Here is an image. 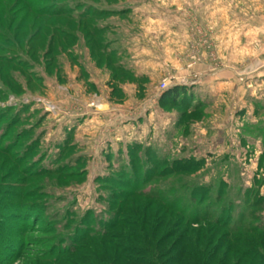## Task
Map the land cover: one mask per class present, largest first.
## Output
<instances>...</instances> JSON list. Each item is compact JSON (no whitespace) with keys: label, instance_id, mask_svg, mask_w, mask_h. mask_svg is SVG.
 <instances>
[{"label":"rangeland","instance_id":"obj_1","mask_svg":"<svg viewBox=\"0 0 264 264\" xmlns=\"http://www.w3.org/2000/svg\"><path fill=\"white\" fill-rule=\"evenodd\" d=\"M218 223L216 259L259 263L264 0H0V264L186 256Z\"/></svg>","mask_w":264,"mask_h":264},{"label":"trees","instance_id":"obj_2","mask_svg":"<svg viewBox=\"0 0 264 264\" xmlns=\"http://www.w3.org/2000/svg\"><path fill=\"white\" fill-rule=\"evenodd\" d=\"M166 209L170 210V211L171 210L175 211L174 208L166 207ZM176 212H178V211H176ZM179 213H180V218L185 220L186 223H188V222L190 223L192 221V220L186 219L183 212H179ZM161 218L163 219L162 215H161ZM197 221L198 220H194V222H197ZM222 225L223 224L218 223V224L212 226L210 229H206L207 227H205V231L207 233L211 232L210 234L204 235L205 238H203V242L205 243V245H203V246H205L206 249H199V250L194 249V253L187 252L186 256H183L185 254L183 252L184 247H181L178 245V243H176V245H173V247L176 246V249H175L176 253L173 256L169 255L168 257H164V258L159 257V254L153 255L149 251L150 250L149 248H147L143 253H138V251H136L135 249H130L128 252V254L130 255L129 257H127L125 260L118 257V259H115L114 263L115 264H125V263H130V264H226V261H227L226 260V258H227L226 254L230 253V251H231L230 243L227 242V246L225 247L224 252H222V255H220V257L218 259H216L218 251H214L215 247L212 246V241L215 238L214 233H215V231L218 232V229ZM167 235L168 234L166 233L165 239L167 238L166 237ZM226 240H227V237H226V233H225L222 236H220L217 241H219L220 242L219 244H221L223 247V244L225 243ZM175 242H177V241H175ZM261 245H264V239H262ZM169 250H165V253L169 252ZM171 251L173 252V249ZM242 254H244V253H242ZM245 255L247 257H249L247 252L245 253ZM259 257H260V260H259V263H257V264H264V255H262V257L259 255ZM59 260H60V258H58V261Z\"/></svg>","mask_w":264,"mask_h":264},{"label":"built area","instance_id":"obj_3","mask_svg":"<svg viewBox=\"0 0 264 264\" xmlns=\"http://www.w3.org/2000/svg\"><path fill=\"white\" fill-rule=\"evenodd\" d=\"M160 87L161 89H164L166 87V83L165 82L161 83Z\"/></svg>","mask_w":264,"mask_h":264}]
</instances>
